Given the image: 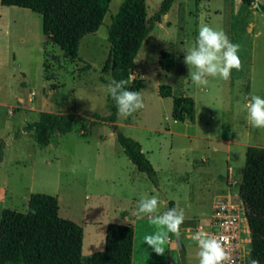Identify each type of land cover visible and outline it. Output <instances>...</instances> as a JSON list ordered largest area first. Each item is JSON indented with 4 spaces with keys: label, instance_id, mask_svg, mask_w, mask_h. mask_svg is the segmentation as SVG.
Segmentation results:
<instances>
[{
    "label": "rangeland",
    "instance_id": "obj_1",
    "mask_svg": "<svg viewBox=\"0 0 264 264\" xmlns=\"http://www.w3.org/2000/svg\"><path fill=\"white\" fill-rule=\"evenodd\" d=\"M123 1H111L103 25L83 38L80 57L72 58L45 36L40 13L3 6L0 0V186L10 184L16 190L14 197L0 202V220L1 207L26 212L25 199L33 192L55 195L62 213L83 216L93 202L101 205L102 213L114 204L134 207L136 189L139 199L157 197L164 212L167 202L174 201L184 219L196 223L192 230L181 229L191 236L184 235L185 251L175 234L170 236L175 262L198 264L193 236L209 232L228 166L232 175L226 181L237 190L247 148L264 147V131L247 123L245 109L252 95L264 97V12L258 8L264 0L257 7L242 0H176L144 41L136 76L143 79L139 92L145 107L127 119L118 117L116 124L142 144L157 170L158 187L127 157L110 122L92 126L79 120L71 132L55 135L49 146H40L24 130L42 111L74 112L90 119L94 113H111L104 86L113 77L103 68L111 51L112 17ZM162 1L147 0L149 17ZM6 23L11 24L8 32ZM201 24L222 30L239 45L241 68L233 69L228 80L209 77L207 85L198 87L188 78L184 51L194 44ZM162 51L175 53L174 70L161 68ZM163 84L173 88V96L160 95ZM174 96L195 100V113L185 121L173 117Z\"/></svg>",
    "mask_w": 264,
    "mask_h": 264
},
{
    "label": "trees",
    "instance_id": "obj_2",
    "mask_svg": "<svg viewBox=\"0 0 264 264\" xmlns=\"http://www.w3.org/2000/svg\"><path fill=\"white\" fill-rule=\"evenodd\" d=\"M112 0H1L3 6L28 8L43 16L45 36L58 44L72 58H79L83 38L95 33L103 25ZM176 0H163L160 9L149 17L147 0H124L112 17L109 28L111 51L103 71L110 72L116 81L133 78L128 85L140 91L143 79L136 76V58L157 23L167 15ZM252 6L256 0H242ZM199 2V0H198ZM264 12L262 4L258 7ZM160 66L166 72L174 70L176 55L162 51ZM87 64L86 68H90ZM162 97L173 96L170 85L160 86ZM111 113L103 116L94 113L95 119L74 112L42 111L39 118L30 121L25 131L32 133L40 146L55 141V135L74 129L79 120L92 126L102 121L110 122L118 133V141L129 159L146 173L158 187L159 178L153 163L143 151L142 144L125 135L116 124L118 120L115 102L109 97ZM173 117L185 121L195 113L192 96H174ZM85 133L87 127L82 125ZM2 156H0V162ZM248 225L251 231L252 249L249 262L258 260L264 264V147L249 146L240 185ZM176 208L170 201V208ZM192 220L184 219L183 227H195ZM135 229L130 225L111 224L108 229L107 247L97 252L87 262L82 259L84 229L76 221L60 215L57 196L48 193H32L26 212L4 208L0 220V264H132ZM185 251V246L181 249Z\"/></svg>",
    "mask_w": 264,
    "mask_h": 264
},
{
    "label": "clouds",
    "instance_id": "obj_3",
    "mask_svg": "<svg viewBox=\"0 0 264 264\" xmlns=\"http://www.w3.org/2000/svg\"><path fill=\"white\" fill-rule=\"evenodd\" d=\"M257 4L258 0L253 7H257ZM238 51L239 45L232 43L225 32L201 24L194 44L184 51V63L189 68L188 78L198 87L207 85L209 77L230 79L232 70L241 68ZM132 80L131 76L119 81L112 79L104 86L115 102L118 117L125 119L145 107L142 94L128 87ZM245 109L247 123L253 129L264 131V97L252 95ZM158 207L157 197H141L132 215H146L149 218L156 231L144 237V244H147L157 255H164L169 234L179 232L184 222V213L183 210L178 211L173 207L163 214H157ZM193 239L198 246L196 253L198 264H232V257L227 251V241L224 237L217 238L207 232L197 231ZM252 264H259V261L254 259Z\"/></svg>",
    "mask_w": 264,
    "mask_h": 264
},
{
    "label": "crops",
    "instance_id": "obj_4",
    "mask_svg": "<svg viewBox=\"0 0 264 264\" xmlns=\"http://www.w3.org/2000/svg\"><path fill=\"white\" fill-rule=\"evenodd\" d=\"M10 26H11L10 23H6L5 25L6 32H8L7 30L9 29ZM82 130L84 135H87L88 131L87 133H85L83 128ZM52 144H54V142ZM231 171H232V166L229 165L227 173H225V175L222 178L223 180L219 188L220 194L217 196V198L220 195L227 194L232 191H238V190L240 191V185L242 180L241 182H239V186L237 187V190L236 189L234 190L233 187L230 186L226 181V177L232 175ZM15 191H16L15 188L12 187L10 184H4L3 186H0V202H4L14 197ZM31 194L32 193H30L29 196L25 199L26 201L28 200L29 202ZM87 199L90 198L88 197ZM131 200H133V203L135 204L134 207H122L120 205L114 204L107 206L104 209L105 211L103 213L101 211L102 209H100L101 205H98L99 206L98 207L97 203L93 202V204L89 205L90 207L86 210L83 216H75L74 214H70L68 211L62 213V209L60 207V215H63L64 218L67 217L69 219H74V221H76L77 223L83 226L84 229V241H83V253H82L83 261L87 262L92 255H94L97 252L104 251L106 249L109 226L111 224H119V225H130L133 226L135 229L132 264H182V263H176L175 258L173 257L172 244H171L172 239L170 236L171 233L169 234L168 242L165 244L166 249L164 255H157L155 252L152 251L151 248L147 246V244H144V237L146 235L153 234L156 231V229L155 226L151 225L149 218L146 215H141V216L132 215V212L136 209L137 202L140 200L138 190L135 189V195L134 197H132ZM163 204L165 205V202H163ZM96 207L99 208V211L98 209L97 210L95 209ZM3 209L4 208L1 207V214ZM163 213H164L163 209H158L157 214H163ZM186 228L188 230H192L191 229L192 227H186ZM247 229H248V237L250 242V253H251L252 238H251V231L248 222H247ZM181 232H182V239H184L185 234L187 235L188 238L191 237L187 234L188 233L187 231L181 230ZM183 264H188V263H183Z\"/></svg>",
    "mask_w": 264,
    "mask_h": 264
},
{
    "label": "built area",
    "instance_id": "obj_5",
    "mask_svg": "<svg viewBox=\"0 0 264 264\" xmlns=\"http://www.w3.org/2000/svg\"><path fill=\"white\" fill-rule=\"evenodd\" d=\"M245 206L240 191L220 195L209 221V234L224 237L232 264H251Z\"/></svg>",
    "mask_w": 264,
    "mask_h": 264
},
{
    "label": "water",
    "instance_id": "obj_6",
    "mask_svg": "<svg viewBox=\"0 0 264 264\" xmlns=\"http://www.w3.org/2000/svg\"><path fill=\"white\" fill-rule=\"evenodd\" d=\"M257 5H259V3ZM167 205L170 207V202L169 201L167 202ZM175 237H176V240H177L179 248L182 249L184 244H183L181 229L179 230L178 233H175Z\"/></svg>",
    "mask_w": 264,
    "mask_h": 264
}]
</instances>
